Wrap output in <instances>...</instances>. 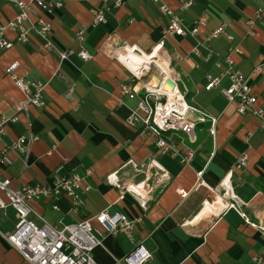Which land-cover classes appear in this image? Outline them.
Returning <instances> with one entry per match:
<instances>
[{
  "label": "crops",
  "instance_id": "1",
  "mask_svg": "<svg viewBox=\"0 0 264 264\" xmlns=\"http://www.w3.org/2000/svg\"><path fill=\"white\" fill-rule=\"evenodd\" d=\"M182 1L162 0L186 28L203 20L197 34L166 35L170 16L154 0H122L120 6L108 0L106 21L97 25L92 24L91 7L103 0H64L51 12L33 5L31 19L49 20L52 41L72 51L61 62L55 50L42 47L37 34L24 43L12 31L5 34L13 44L0 50V118L17 119L4 124L0 146L20 136L36 139H26L23 151L4 154L0 177L17 188L26 183L53 186L56 176L77 173L88 186L78 210L66 194L56 201L40 196L30 201L29 219L60 225L103 209L141 218L131 238L122 232L102 237L93 251L97 264H121L136 243L151 253L144 264H264V232L252 224L264 218V130L257 116L240 114L236 103L223 96L227 77L218 87L204 88L206 74L221 75L228 47L237 46L240 51L230 54L233 65L246 75L257 105L264 108V0H192L181 8ZM16 12L12 1L0 0V24ZM220 24H226L232 42L225 35L208 39ZM80 28L82 41L76 37ZM81 48L92 57L82 59L77 54ZM127 48L134 54L116 57ZM138 54L167 62L184 101L205 114L193 139L182 130L164 133L174 140L176 155L162 153L153 136H141L139 126L126 123L137 99L122 94L121 83L153 64L138 84L161 85L156 64L141 61ZM15 61L18 76L44 83L43 106L16 110L15 102L24 95L5 72ZM184 148L192 153L188 162L182 159ZM242 154H247V164L236 169ZM110 174L120 187L108 181ZM230 203L238 208L227 207ZM16 220L12 206L0 209V264H32L6 239Z\"/></svg>",
  "mask_w": 264,
  "mask_h": 264
},
{
  "label": "built area",
  "instance_id": "2",
  "mask_svg": "<svg viewBox=\"0 0 264 264\" xmlns=\"http://www.w3.org/2000/svg\"><path fill=\"white\" fill-rule=\"evenodd\" d=\"M16 7L17 12L14 18L5 23L0 24V50L8 49L12 46V41L6 37V31L15 33V38L19 42H27L32 33L37 34L43 40L42 47L45 50H55L58 53L60 62L68 58L71 50L59 49L50 38L52 26L49 20L42 16H36L31 19L32 7L35 5L41 10L51 12L54 8L59 7L64 0H10ZM108 0H103L101 6H92V24L97 25L106 21L105 12L109 9ZM159 4L162 11L170 16L164 33L184 36L187 33L197 34L203 20L197 19L190 27H185L182 19L174 13L162 0H154ZM114 6H120L122 0H112ZM192 3V0H184L181 2V8H186ZM259 11L256 17L259 18ZM252 23V21H248ZM76 37L79 41L84 39V29L80 28L76 31ZM225 35L229 42H232V36L227 33L226 24H220L210 31L208 39ZM161 46L158 44L157 46ZM229 54L225 57L226 68L219 76L206 74V82L204 88L210 90L218 87L223 79L227 77L228 86L221 88L220 91L228 101L236 103L237 111L240 114L250 113L257 116L260 127L264 130V108L257 105L258 95L252 92L251 86L247 82L246 75L234 67L233 60L230 56L232 52H239L237 46L230 45L228 47ZM82 59H90L92 55L85 49L81 48L77 53ZM18 62L15 61L5 68V72L15 81L18 88L23 92V99L15 102L17 111H27L30 105L41 107L44 105L43 90L44 83L41 81L25 79L15 73ZM151 66L145 68L144 74L150 72ZM169 82L176 80L172 70ZM144 74L132 73V81L121 83L120 89L122 94L130 99H137V103L130 109L129 115L126 117V123L131 126H139V134L141 136H153V143L162 153L176 155V144L171 138H167L164 133L182 130L190 139L194 138V128L197 121H204L205 114L197 107L191 106L183 99L182 94L176 90L169 99L159 87H150L147 84L139 85L138 82ZM72 87L69 89L71 94ZM264 95V93H262ZM17 116L0 118V134L4 131V124L8 121H15ZM215 118H212V126L210 132H214ZM32 141L36 136L30 135L28 138L24 136L18 137L9 145L0 146V162L4 161V154L9 149L23 151L25 149L26 140ZM192 156L190 150L184 148L183 161L188 162ZM247 154H242L237 158L234 167L240 169L247 164ZM111 175L106 178L111 183L120 187L115 179H110ZM82 176L74 173L71 175H58L53 186L41 184H25L17 188L10 187V179L0 177V209L12 206L17 214V222L14 229L6 234V239L10 245L15 248L23 258L32 264H97L94 257V249L101 244L102 237L118 232L124 233L127 237H132L133 230L141 218H129L121 212H109L103 209L92 216L82 218L79 221L71 223H61L53 225L43 220L40 225L29 219L32 212L30 201L41 197H52L57 200L62 194L68 195L72 199V209L78 210L84 204L83 191L88 189L87 185H82ZM128 189V188H127ZM142 202V201H141ZM237 207L234 203H230L227 207ZM53 207L57 208L54 203ZM238 208V207H237ZM223 209V208H221ZM239 210V209H238ZM239 212L248 221V217L244 212ZM95 221L98 227L93 224ZM258 229L264 232V218L261 222H252ZM151 253L141 244L136 243L135 246L119 261L121 264H144L151 258ZM258 263L261 258H257Z\"/></svg>",
  "mask_w": 264,
  "mask_h": 264
},
{
  "label": "bare ground",
  "instance_id": "3",
  "mask_svg": "<svg viewBox=\"0 0 264 264\" xmlns=\"http://www.w3.org/2000/svg\"><path fill=\"white\" fill-rule=\"evenodd\" d=\"M123 53L134 54V52H133V50L131 48H127V49H125V51H121V52L118 51L117 54H116V57H120ZM152 55H150V54H141V55H139L138 54L136 57L138 59H140L141 61H143V62H146V63H149V64L150 63H155L156 64L157 73L160 76V81H161V85H159L158 87L161 90H163L166 94H168L169 99H171L172 96H173L172 94L175 91V88H174L173 84L171 82H169V78L171 76V71L168 68V64H167V62L161 63L159 61H154ZM150 65H153V64H150ZM150 85H152V84H150ZM153 87H155V86H153Z\"/></svg>",
  "mask_w": 264,
  "mask_h": 264
},
{
  "label": "rangeland",
  "instance_id": "4",
  "mask_svg": "<svg viewBox=\"0 0 264 264\" xmlns=\"http://www.w3.org/2000/svg\"><path fill=\"white\" fill-rule=\"evenodd\" d=\"M146 79H147L146 77L143 78V80H146Z\"/></svg>",
  "mask_w": 264,
  "mask_h": 264
},
{
  "label": "water",
  "instance_id": "5",
  "mask_svg": "<svg viewBox=\"0 0 264 264\" xmlns=\"http://www.w3.org/2000/svg\"><path fill=\"white\" fill-rule=\"evenodd\" d=\"M172 83V82H171ZM173 84V83H172ZM173 86H174V84H173Z\"/></svg>",
  "mask_w": 264,
  "mask_h": 264
}]
</instances>
